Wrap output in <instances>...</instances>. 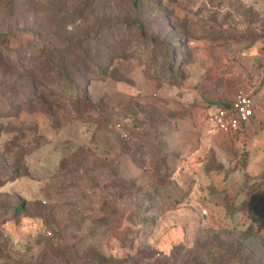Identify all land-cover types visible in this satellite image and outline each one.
Returning <instances> with one entry per match:
<instances>
[{
    "label": "rangeland",
    "instance_id": "rangeland-1",
    "mask_svg": "<svg viewBox=\"0 0 264 264\" xmlns=\"http://www.w3.org/2000/svg\"><path fill=\"white\" fill-rule=\"evenodd\" d=\"M196 262L264 264V0H0V264Z\"/></svg>",
    "mask_w": 264,
    "mask_h": 264
},
{
    "label": "built area",
    "instance_id": "built-area-1",
    "mask_svg": "<svg viewBox=\"0 0 264 264\" xmlns=\"http://www.w3.org/2000/svg\"><path fill=\"white\" fill-rule=\"evenodd\" d=\"M253 113L252 102L248 98H240L228 108L218 109L214 119L222 133L236 135L249 126Z\"/></svg>",
    "mask_w": 264,
    "mask_h": 264
},
{
    "label": "trees",
    "instance_id": "trees-1",
    "mask_svg": "<svg viewBox=\"0 0 264 264\" xmlns=\"http://www.w3.org/2000/svg\"><path fill=\"white\" fill-rule=\"evenodd\" d=\"M228 107H229L228 105H225L224 107L217 108V110L220 109V108H228ZM209 245H210V243L206 242V243L201 244L200 246H198L197 247L198 250H196V251H202V255H203V260L204 261L211 255V250H209ZM223 253L225 254L227 260H230V259H232L233 257H235L237 255V253H234L232 250H229V249H224ZM173 256H174V258H176L178 256V254H176V252H175ZM189 257L192 258V254L189 255ZM192 261H195V258H193ZM196 263L197 264H202L200 262H196Z\"/></svg>",
    "mask_w": 264,
    "mask_h": 264
}]
</instances>
